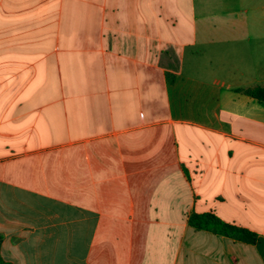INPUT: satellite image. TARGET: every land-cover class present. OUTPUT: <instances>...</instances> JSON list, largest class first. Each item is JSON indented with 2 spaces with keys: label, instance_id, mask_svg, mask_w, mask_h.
Wrapping results in <instances>:
<instances>
[{
  "label": "crops",
  "instance_id": "0c3cea01",
  "mask_svg": "<svg viewBox=\"0 0 264 264\" xmlns=\"http://www.w3.org/2000/svg\"><path fill=\"white\" fill-rule=\"evenodd\" d=\"M256 86L264 0H0L3 264H264Z\"/></svg>",
  "mask_w": 264,
  "mask_h": 264
},
{
  "label": "trees",
  "instance_id": "16d2710c",
  "mask_svg": "<svg viewBox=\"0 0 264 264\" xmlns=\"http://www.w3.org/2000/svg\"><path fill=\"white\" fill-rule=\"evenodd\" d=\"M245 94L264 103V87H253L246 89ZM191 226L196 229L212 231L215 234L226 236L228 238L244 243H254L255 235L244 228L228 224L210 213L194 214L189 218ZM1 241V238H0ZM0 264H3L0 259Z\"/></svg>",
  "mask_w": 264,
  "mask_h": 264
}]
</instances>
